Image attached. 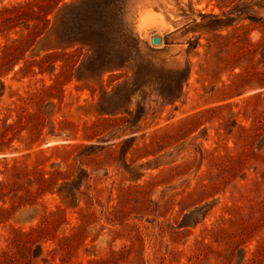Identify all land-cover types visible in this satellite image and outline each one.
<instances>
[{
  "label": "rangeland",
  "instance_id": "1",
  "mask_svg": "<svg viewBox=\"0 0 264 264\" xmlns=\"http://www.w3.org/2000/svg\"><path fill=\"white\" fill-rule=\"evenodd\" d=\"M75 1L0 0V264H264V0Z\"/></svg>",
  "mask_w": 264,
  "mask_h": 264
},
{
  "label": "trees",
  "instance_id": "2",
  "mask_svg": "<svg viewBox=\"0 0 264 264\" xmlns=\"http://www.w3.org/2000/svg\"><path fill=\"white\" fill-rule=\"evenodd\" d=\"M96 9L97 21H90L88 11ZM125 6H115L100 3L99 0H77L72 4L63 6L60 11L61 21L70 23L73 27V32L76 42L86 44L92 48V56L90 62H98V53L105 47L100 38L110 35V33H124L123 13ZM66 11L74 12L71 18L66 16ZM88 16V17H87ZM124 36V34H122ZM187 76L182 79L184 83ZM178 98V97H177Z\"/></svg>",
  "mask_w": 264,
  "mask_h": 264
},
{
  "label": "water",
  "instance_id": "3",
  "mask_svg": "<svg viewBox=\"0 0 264 264\" xmlns=\"http://www.w3.org/2000/svg\"><path fill=\"white\" fill-rule=\"evenodd\" d=\"M161 43H162V41H161L160 38H154V39H153V44H154V45H161Z\"/></svg>",
  "mask_w": 264,
  "mask_h": 264
}]
</instances>
